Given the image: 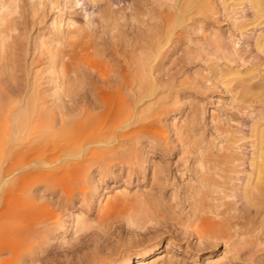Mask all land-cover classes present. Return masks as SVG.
<instances>
[{"label":"rangeland","instance_id":"rangeland-1","mask_svg":"<svg viewBox=\"0 0 264 264\" xmlns=\"http://www.w3.org/2000/svg\"><path fill=\"white\" fill-rule=\"evenodd\" d=\"M3 1L0 141L28 99L53 139L0 158L29 165L0 184V263L10 240L33 248L23 264H118L158 242L157 264H264V205L240 189L264 128V15L247 0ZM54 17L76 25L59 36ZM123 190L138 228L95 204ZM76 216L85 228L55 245Z\"/></svg>","mask_w":264,"mask_h":264},{"label":"bare ground","instance_id":"bare-ground-1","mask_svg":"<svg viewBox=\"0 0 264 264\" xmlns=\"http://www.w3.org/2000/svg\"><path fill=\"white\" fill-rule=\"evenodd\" d=\"M3 1V0H2ZM94 2V0H92ZM4 2V1H3ZM233 7H239L244 4L242 0H231ZM247 4H249L252 9L255 10L256 14L259 13L264 15V0H247ZM8 6L6 3H0V22L1 25L5 19V12ZM75 22L70 17L67 19L65 23L61 20H57V18L52 19L51 23V31L52 33H58L59 36H63V29L66 26V29L69 30L75 27ZM260 36L256 37V45L260 47H264V41L260 39ZM161 42V41H160ZM165 46V45H164ZM163 46L161 43H156L152 47V53L154 55L153 59H156L160 56V52L162 51ZM151 50V48H150ZM150 50L148 52H150ZM148 53H146L147 55ZM145 58H148L146 57ZM151 57V55H150ZM149 57V58H150ZM145 60V59H143ZM141 62V60H140ZM145 62V61H144ZM147 65L148 61L146 60ZM151 62V61H149ZM142 63V62H141ZM140 63V64H141ZM150 64V63H149ZM145 66V65H144ZM148 67L144 68L142 64L137 68L139 75H142L140 82H138V92H146L148 94L153 95L155 89L154 78L152 77V71L150 69L147 70ZM151 68V66H150ZM136 71V73H137ZM152 72V73H151ZM138 80V79H137ZM144 81L147 83L144 87ZM157 91V90H156ZM155 93V92H154ZM35 99H28L24 102V109L21 112L13 115L11 117V128L9 133L5 134V138L0 141V158L4 157L5 154L9 155L11 151L15 148H20V150H24L29 147L31 150H36L38 147L46 141H51L53 139L52 134H50V128H45L41 124L42 114L40 109L37 108L38 104H36ZM259 137L257 138L255 151L252 154L251 159V173L246 176V180H244L241 189L242 198L246 201L248 206L256 207L257 205H264V128L259 131ZM52 143V141L50 142ZM255 144V143H254ZM35 162V161H34ZM26 165V164H25ZM37 165H31L32 168ZM26 169L29 165L24 166ZM24 167L15 166L10 164L5 168H0V184L10 179L14 178L17 173L18 175L22 173ZM33 169H31L33 171ZM29 170V169H28ZM35 170V169H34ZM30 171V170H29ZM31 172V171H30ZM29 173V172H28ZM22 175V174H21ZM13 180V179H12ZM105 190H101V196H104ZM33 194V193H32ZM34 196V195H33ZM107 202L103 206L101 199L96 200L95 204L97 207H101L103 213H107L108 210L120 212L123 215L122 220L129 227L135 226L140 227V221L145 218L146 213L142 209H135L132 204L133 200L129 199V196L125 191H116L113 196L106 195ZM4 201V197L0 195V206ZM20 204L23 206L27 205L31 207L34 205L32 195L28 193L27 190H22L20 192L19 197ZM135 201V200H134ZM99 210V209H98ZM69 217V216H68ZM67 217V218H68ZM66 218V219H67ZM70 218V217H69ZM85 228V223L79 217L72 218L69 221H65L61 225V230L59 232V236L54 239V243L59 244L64 242L65 235L70 231L73 234H77ZM12 241H7L4 245L3 251H7L9 256L6 259L1 260L0 264H23L24 255L30 253L32 251V247H27L26 249H22L18 245L12 244ZM160 242H158L154 248L144 250L142 252L136 253L135 258H131L127 256L123 258L121 263L118 264H157V261L160 259L156 252L159 250ZM76 264H106L107 262H111L110 259H91V260H81L77 259ZM74 263V264H75Z\"/></svg>","mask_w":264,"mask_h":264}]
</instances>
